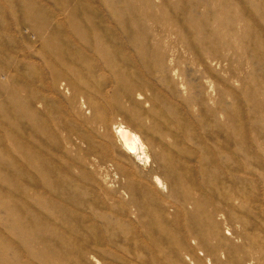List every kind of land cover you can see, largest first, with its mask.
Wrapping results in <instances>:
<instances>
[{
    "label": "rangeland",
    "instance_id": "obj_1",
    "mask_svg": "<svg viewBox=\"0 0 264 264\" xmlns=\"http://www.w3.org/2000/svg\"><path fill=\"white\" fill-rule=\"evenodd\" d=\"M0 264H264V0H0Z\"/></svg>",
    "mask_w": 264,
    "mask_h": 264
},
{
    "label": "bare ground",
    "instance_id": "obj_2",
    "mask_svg": "<svg viewBox=\"0 0 264 264\" xmlns=\"http://www.w3.org/2000/svg\"><path fill=\"white\" fill-rule=\"evenodd\" d=\"M115 134H117V136H118L119 138H121V140H122V142H123V144H124L125 147L130 148L129 146H130L131 142H130V144H129L128 141H129V140L131 141L132 139L130 138V135L128 134V132H126V131H124V130H122V129L120 128V129H118V130L115 132ZM133 140H134V137H133ZM130 149H132V147H131Z\"/></svg>",
    "mask_w": 264,
    "mask_h": 264
}]
</instances>
